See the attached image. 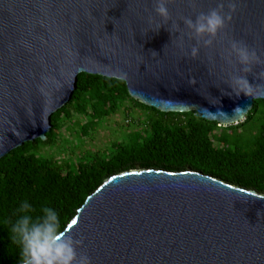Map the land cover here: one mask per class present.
I'll return each instance as SVG.
<instances>
[{
  "label": "water",
  "instance_id": "1",
  "mask_svg": "<svg viewBox=\"0 0 264 264\" xmlns=\"http://www.w3.org/2000/svg\"><path fill=\"white\" fill-rule=\"evenodd\" d=\"M220 2L169 0L172 20L159 28L155 0H0V159L47 140L80 74L123 81L133 100L165 114L243 123L246 117L226 121L205 109L231 116L239 105L247 116L264 100V87L254 99L224 94L231 77L243 74L226 59L231 40L264 61V0H237L229 25L195 59V39L182 22L172 26ZM246 78L264 86V63ZM72 221L65 230L83 238L78 251L92 264H264V195L196 172L113 176Z\"/></svg>",
  "mask_w": 264,
  "mask_h": 264
},
{
  "label": "trees",
  "instance_id": "2",
  "mask_svg": "<svg viewBox=\"0 0 264 264\" xmlns=\"http://www.w3.org/2000/svg\"><path fill=\"white\" fill-rule=\"evenodd\" d=\"M144 111L138 131L94 153L54 149L63 131L82 142L125 103ZM45 142L36 140L0 159V264H18L7 221L20 202L55 208L66 229L86 200L109 178L130 171L196 172L264 195V100L245 121L222 127L195 112L165 114L133 100L123 81L80 74L69 103L51 118Z\"/></svg>",
  "mask_w": 264,
  "mask_h": 264
},
{
  "label": "clouds",
  "instance_id": "3",
  "mask_svg": "<svg viewBox=\"0 0 264 264\" xmlns=\"http://www.w3.org/2000/svg\"><path fill=\"white\" fill-rule=\"evenodd\" d=\"M168 4L169 0H155L154 12L163 21L159 28L172 20ZM236 10L237 0H229L227 9L221 0L216 8L208 12H199L195 18L181 17L179 21H172V26L179 30L182 22L183 27L188 29L190 37L195 39L196 44L190 50L191 58L195 59L201 46L213 45L216 38L231 22ZM233 58L241 66L240 72L243 74L231 77V82L228 83L231 92H224V94H234L237 97L243 94L252 99L256 98V90L264 86L251 84L246 74L253 71V65L264 63V61L255 49L238 40H231L227 49L226 59L231 62ZM190 83H195L194 77L191 78ZM248 109L238 105L232 110L231 116L222 109H217L216 112H210L208 109L205 111L218 119L230 121L243 120ZM14 215V219L7 221V232L9 244L19 249L18 264H92L89 255L78 251L83 247V238L74 237L62 227L60 214L55 208L48 205L37 207L24 199Z\"/></svg>",
  "mask_w": 264,
  "mask_h": 264
},
{
  "label": "rangeland",
  "instance_id": "4",
  "mask_svg": "<svg viewBox=\"0 0 264 264\" xmlns=\"http://www.w3.org/2000/svg\"><path fill=\"white\" fill-rule=\"evenodd\" d=\"M130 107L127 102L115 114L107 118L89 138L82 142H77V135L71 134V130H65L60 136L58 145L52 149L45 151L46 155H59V147H64L66 152H74L75 154L90 152L94 153L109 147L112 143L122 140L123 136L138 131L140 123L145 119V112L141 110L126 111L125 108Z\"/></svg>",
  "mask_w": 264,
  "mask_h": 264
},
{
  "label": "snow or ice",
  "instance_id": "5",
  "mask_svg": "<svg viewBox=\"0 0 264 264\" xmlns=\"http://www.w3.org/2000/svg\"><path fill=\"white\" fill-rule=\"evenodd\" d=\"M76 223V221H73V224H75Z\"/></svg>",
  "mask_w": 264,
  "mask_h": 264
}]
</instances>
